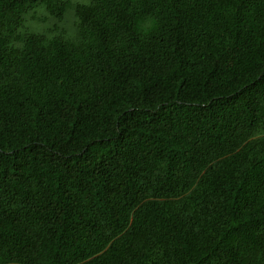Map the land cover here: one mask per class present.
I'll use <instances>...</instances> for the list:
<instances>
[{
  "label": "trees",
  "instance_id": "obj_1",
  "mask_svg": "<svg viewBox=\"0 0 264 264\" xmlns=\"http://www.w3.org/2000/svg\"><path fill=\"white\" fill-rule=\"evenodd\" d=\"M0 264H264V0H0Z\"/></svg>",
  "mask_w": 264,
  "mask_h": 264
},
{
  "label": "rangeland",
  "instance_id": "obj_2",
  "mask_svg": "<svg viewBox=\"0 0 264 264\" xmlns=\"http://www.w3.org/2000/svg\"><path fill=\"white\" fill-rule=\"evenodd\" d=\"M73 0H71L72 2ZM34 12L35 19L31 21L30 15ZM73 18L72 11L67 10L62 21L58 22L56 19L50 17L44 10L43 6H39L34 11L28 13L25 18L24 30L29 32L43 34L49 29L57 26L58 28L64 29L68 36L73 35Z\"/></svg>",
  "mask_w": 264,
  "mask_h": 264
}]
</instances>
